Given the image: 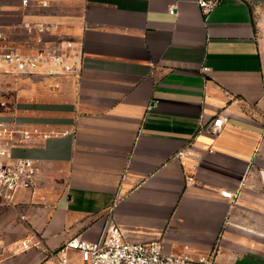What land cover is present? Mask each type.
I'll return each mask as SVG.
<instances>
[{
  "label": "crops",
  "instance_id": "obj_1",
  "mask_svg": "<svg viewBox=\"0 0 264 264\" xmlns=\"http://www.w3.org/2000/svg\"><path fill=\"white\" fill-rule=\"evenodd\" d=\"M40 1L0 0L2 31L18 44L63 33L81 69L19 76L32 88L13 117L49 137L11 149L35 173L0 201V264H56L48 252L111 224L167 254L264 264V0H220L206 17L194 0Z\"/></svg>",
  "mask_w": 264,
  "mask_h": 264
},
{
  "label": "built area",
  "instance_id": "obj_2",
  "mask_svg": "<svg viewBox=\"0 0 264 264\" xmlns=\"http://www.w3.org/2000/svg\"><path fill=\"white\" fill-rule=\"evenodd\" d=\"M203 16H208L220 0H194ZM28 0H22L27 4ZM40 1V6H45ZM174 7L168 8L172 14ZM38 32L45 26L35 25ZM5 34L0 26V89L8 76L32 75L41 72L46 76L77 74L81 69L82 51L76 44L66 41L64 44H45L39 42L32 51L22 52L6 47ZM226 122V118L217 116L212 120L211 131L217 132ZM49 134L33 127H25L16 119L0 120V201L9 204L13 193L20 189H30L34 177V161L26 157H16L11 149L28 146L37 139H46ZM181 155V153H179ZM261 177L264 175L261 173ZM192 178H189L191 180ZM221 196L235 200L233 192H221ZM40 241L35 237L21 241V250L36 247ZM74 252L78 263L69 256ZM48 258H54L56 264H213L212 256L196 260L188 255H173L163 251L159 240L133 242L125 238L123 231L115 224L108 225L96 241H87L81 237H72L59 248L48 252Z\"/></svg>",
  "mask_w": 264,
  "mask_h": 264
},
{
  "label": "rangeland",
  "instance_id": "obj_3",
  "mask_svg": "<svg viewBox=\"0 0 264 264\" xmlns=\"http://www.w3.org/2000/svg\"><path fill=\"white\" fill-rule=\"evenodd\" d=\"M32 2L33 0H28L29 4ZM34 2L38 4V0H34ZM45 3V6H47L48 3ZM253 20L255 25L256 37L261 42V46L264 51V8L255 12ZM4 34L5 39H9V42L13 39V41H11L9 45L7 44L6 47L15 48L22 52L32 51L36 49L39 42L45 44H64L66 41L74 42L73 40L66 38L63 33H60L53 40L46 41V38L44 36L39 37L36 36V34H33L32 31H27L26 34L21 35L22 40L18 44L17 42H15L16 35H12V39H10L8 38L6 32H4ZM4 81L5 83L1 86L0 89V118L12 117L11 119H15L13 116L19 113L18 109H21V106L19 105L21 101L20 98L24 97L23 93L25 92L26 88H32V83L29 81L25 82L23 78H19V76H8L4 79ZM26 98L30 100L32 99L29 96H26Z\"/></svg>",
  "mask_w": 264,
  "mask_h": 264
}]
</instances>
